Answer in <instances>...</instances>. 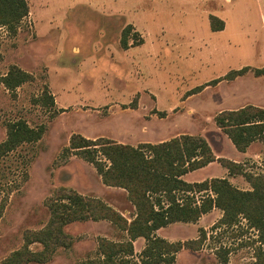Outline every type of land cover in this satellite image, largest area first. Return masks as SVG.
Returning a JSON list of instances; mask_svg holds the SVG:
<instances>
[{"label": "rangeland", "instance_id": "374dc122", "mask_svg": "<svg viewBox=\"0 0 264 264\" xmlns=\"http://www.w3.org/2000/svg\"><path fill=\"white\" fill-rule=\"evenodd\" d=\"M26 1L29 12L15 35L0 26V76L11 65L32 75L12 91L0 82V142L9 121L23 119L45 130L38 141L0 157V203L7 197L0 213V263L23 246L26 230L47 223L45 200L59 187L98 197L127 220L133 217L126 190L103 184L92 163L65 152L72 134L133 145L200 127L210 135L223 107L264 106V75L255 74L264 67V0ZM211 16L223 21L222 30L212 31ZM244 66L242 76L226 79ZM44 93L53 104L43 103ZM163 116V123L157 121ZM225 152L231 153L230 146ZM255 152L263 159L264 145L256 144ZM258 159L248 158V172H259ZM220 217L213 209L195 222L160 228L156 233L169 241L206 233L199 249L183 248L173 264H264L257 232L242 219L218 225ZM64 231L72 237L69 246L58 247L47 262L28 264H91L99 256V237L126 238L108 220L75 221ZM144 245L143 238L135 240L123 264H139Z\"/></svg>", "mask_w": 264, "mask_h": 264}, {"label": "trees", "instance_id": "16d2710c", "mask_svg": "<svg viewBox=\"0 0 264 264\" xmlns=\"http://www.w3.org/2000/svg\"><path fill=\"white\" fill-rule=\"evenodd\" d=\"M28 12L26 0H0V26L15 35ZM223 25L222 20L211 16L212 31L222 30ZM129 28L128 25L122 32L124 48L128 45ZM247 70V66L234 69L225 75L226 79H233ZM255 74H264V67L256 68ZM31 79L32 75L17 65H11L0 76V82L11 91ZM43 98V103L53 104L50 93H44ZM214 121L239 151H244L256 139L264 143V108L246 105L237 110H224L215 115ZM44 130V125L31 127L23 119L9 121L6 138L0 142V157L22 143L38 141ZM64 150L92 163L103 184L126 190L127 199L135 209L134 216L127 220L98 197L59 187L45 200L49 210L47 223L38 230H26L23 246L11 252L0 264L47 262L58 247L72 243V237L64 227L87 219L108 220L126 237L120 241L99 237V256L88 263L123 264L134 252L133 241L141 237L145 245L138 256L139 264H173L176 254L183 248L199 249L206 233L200 229L198 238L182 242L169 241L155 232L170 223L195 222L213 208L222 211L218 225L229 226L245 220L247 227L257 232V241L264 245V171L246 172L240 164L220 160L231 174L244 175L250 184L249 190L235 187L226 178L213 177L193 183L182 179L188 171L215 159L206 139L200 135L180 134L162 142L132 146L105 137L90 139L72 134ZM66 159L64 156L63 161ZM6 202L7 197H4L0 213ZM35 242L41 244V249L29 248ZM257 258L260 262V257Z\"/></svg>", "mask_w": 264, "mask_h": 264}, {"label": "crops", "instance_id": "0c3cea01", "mask_svg": "<svg viewBox=\"0 0 264 264\" xmlns=\"http://www.w3.org/2000/svg\"><path fill=\"white\" fill-rule=\"evenodd\" d=\"M262 75H264V74H262ZM262 75H258V76H262ZM240 76H242V75L236 76L235 78L229 79L228 81H234L237 78H239ZM246 105H253V106H256V107L264 108V106L261 105V104H254V103H250L249 104L248 103V104H241V105L235 106L233 108L223 107V109H221L219 112L224 111V110H237V109L242 108L243 106H246ZM167 116H169V115H167ZM151 119H153V118H151ZM165 119H166V117L163 116L161 118H158L157 121H161L163 123L165 121ZM148 120H150V119H148ZM148 122H147V124H148ZM212 132L213 133H211L210 135H206L204 130L201 129V127H200L199 130H197L193 134H191L188 131L185 132V133H182V134H189V135H200V136L204 137L206 139L207 143L209 144L210 149H211V151H212V153L214 155V158H215L213 161L209 162L207 165H205L203 167L188 171L186 174H184L182 176V179L187 181V182L193 183V182H200V181H203V180H209V179H211L213 177L226 178L235 187H237L239 189H242V190L251 189L249 182L245 179V177H244V175L242 173L231 174L229 172L228 168L225 167L221 163L220 160L221 159H226V160L232 161L234 163L240 164L243 167V171L248 172V169H249L247 167L248 158H259L257 161L254 160V162H256V164L258 165V167H259L258 170L259 171H264L263 170L264 169V158L262 159L261 154L258 153V152H255V145L256 144L257 145L260 144V146H261V144L264 145V143L261 140L256 139L244 151H239L234 146V144L229 139V137L216 125V123H215V129L212 130ZM179 135L180 134H178L177 136H179ZM87 138H89V137H87ZM165 140H168V139L159 140L158 142H162V141H165ZM117 142L118 143H123V142H120V141H117ZM158 142H155V143H158ZM142 143H152V142H142ZM123 144H127V143H123ZM130 145L136 146V145H133V144H130ZM226 145L230 146L231 153L225 152V146ZM252 162L253 161H251V163ZM204 170H209V172L207 174H205V176H202L199 179H187L188 176H191L194 173H197V172H200V171H204ZM133 208H134V206H133ZM213 209H218V208H213ZM213 209H211L210 211H212ZM134 211H135V209H134ZM219 211L221 212V215H222V211L221 210H219ZM134 214H135V212H134ZM134 214H133V216H134ZM158 230L156 232H158ZM156 235H158V234L156 233ZM138 239H141V237L137 238L136 240H138Z\"/></svg>", "mask_w": 264, "mask_h": 264}]
</instances>
